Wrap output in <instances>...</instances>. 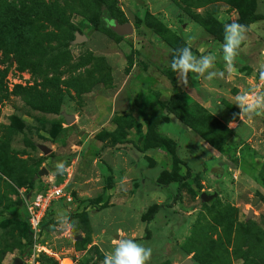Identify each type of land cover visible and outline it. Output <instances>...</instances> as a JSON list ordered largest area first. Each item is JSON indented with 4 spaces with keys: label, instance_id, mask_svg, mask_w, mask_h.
<instances>
[{
    "label": "rangeland",
    "instance_id": "obj_1",
    "mask_svg": "<svg viewBox=\"0 0 264 264\" xmlns=\"http://www.w3.org/2000/svg\"><path fill=\"white\" fill-rule=\"evenodd\" d=\"M102 1L0 0V264L31 251L24 201L51 181L71 200L47 212L40 264H103L121 238L147 264H264V114L234 103L264 94V0ZM254 13L229 68L219 33ZM186 45L212 80L173 85Z\"/></svg>",
    "mask_w": 264,
    "mask_h": 264
},
{
    "label": "clouds",
    "instance_id": "obj_2",
    "mask_svg": "<svg viewBox=\"0 0 264 264\" xmlns=\"http://www.w3.org/2000/svg\"><path fill=\"white\" fill-rule=\"evenodd\" d=\"M189 39H192L189 37ZM246 40L245 26L239 23L224 24V42L223 59L226 64L233 66L234 59L238 55V49ZM176 50H174L175 52ZM179 55L173 54L170 67L173 72L177 73L180 82L185 86L188 85V73L203 75L208 72L214 65L215 57L210 55H201L199 57L193 55L190 46H184L179 49ZM216 76L215 72H208V80H212ZM199 77V76H197ZM260 79L264 80V71L260 72ZM234 103L240 109L238 113L243 121L245 117L249 119L264 114V94L248 95L238 94L235 96ZM229 127H235V119L229 122ZM58 169H63L64 164L57 165ZM59 224L63 225L60 229L65 236H70L73 225L68 217L64 216ZM152 249L135 242L132 239L121 238L113 241L111 252L105 254L103 264H147L151 259Z\"/></svg>",
    "mask_w": 264,
    "mask_h": 264
},
{
    "label": "built area",
    "instance_id": "obj_3",
    "mask_svg": "<svg viewBox=\"0 0 264 264\" xmlns=\"http://www.w3.org/2000/svg\"><path fill=\"white\" fill-rule=\"evenodd\" d=\"M70 201L71 195L65 190V184L51 181L42 191L34 197L24 201V213L26 222L31 232V251L24 260V264H40L37 249V240L41 231L44 218L47 216L52 204L57 201Z\"/></svg>",
    "mask_w": 264,
    "mask_h": 264
},
{
    "label": "trees",
    "instance_id": "obj_4",
    "mask_svg": "<svg viewBox=\"0 0 264 264\" xmlns=\"http://www.w3.org/2000/svg\"><path fill=\"white\" fill-rule=\"evenodd\" d=\"M96 2H97V4H98L99 9L101 10V14H106V12H103V9L105 8V4L103 3V1H102V0H96ZM262 17H263L262 15H260V14H258V13H254V14L249 15L247 18L241 20V21L239 22V24H241V25L247 27V26H248L251 22H253L254 20L259 19V18H262ZM93 23H94V26H95L96 28H98V27H100L101 25H103L104 20H103V18H102L101 16H97V17L95 18V20L93 21ZM223 34H224V29L220 31L219 36L222 37ZM0 42H1V45L4 44L3 41H0ZM1 45H0V47H3V46H1ZM222 51H223V50H222ZM169 70H170V72H171V76H172V77H171V79H172V83H173V85H175L176 83H175V80H174V76H175L176 73L172 71L171 67L169 68ZM170 102H171V100H169V102L167 103V105H169ZM147 119L149 120L150 118L147 117ZM148 129H149L148 135L150 136V135L152 134V130H151V126H150V125H148ZM177 197H179V191H178V190H177L176 194L174 195V198H173V199H176ZM158 208H159V207L156 206V207L151 211L149 219H151V218L154 216V214L158 211ZM45 219H46V217L44 218V220H45ZM149 219H148L147 221H149ZM44 220H43V222H44ZM43 222H42V225H43ZM22 223H23V225L25 226V229H26V231H27V233H28V237H27L28 242H27V243H29V245H30L29 248H28V249L30 250V247H31V232H30V229H29V225H28V223L26 222L25 216L23 217V221H22ZM41 227H42V226H41ZM24 254H25V253H24Z\"/></svg>",
    "mask_w": 264,
    "mask_h": 264
},
{
    "label": "water",
    "instance_id": "obj_5",
    "mask_svg": "<svg viewBox=\"0 0 264 264\" xmlns=\"http://www.w3.org/2000/svg\"><path fill=\"white\" fill-rule=\"evenodd\" d=\"M108 26L117 34L119 35H126L133 33L132 24L129 21L118 22L117 20H112ZM72 117H69L68 120L70 121ZM12 264H24V260L21 257L14 258ZM182 264H191L188 259H186Z\"/></svg>",
    "mask_w": 264,
    "mask_h": 264
}]
</instances>
